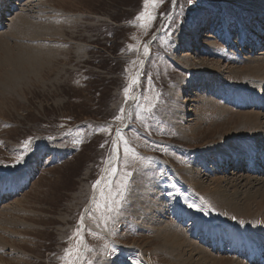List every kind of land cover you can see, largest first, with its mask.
Instances as JSON below:
<instances>
[{
  "label": "rangeland",
  "instance_id": "obj_1",
  "mask_svg": "<svg viewBox=\"0 0 264 264\" xmlns=\"http://www.w3.org/2000/svg\"><path fill=\"white\" fill-rule=\"evenodd\" d=\"M0 2V264H247L214 246L264 231L224 205L264 189V0Z\"/></svg>",
  "mask_w": 264,
  "mask_h": 264
},
{
  "label": "bare ground",
  "instance_id": "obj_2",
  "mask_svg": "<svg viewBox=\"0 0 264 264\" xmlns=\"http://www.w3.org/2000/svg\"><path fill=\"white\" fill-rule=\"evenodd\" d=\"M5 1V0H4ZM30 2V1H29ZM4 3H1L0 2V11H1V13H0V22H1V20L3 19V14L4 13H8V9L6 10V9H3L4 8V5H3ZM1 24V23H0ZM24 24V23H23ZM27 25V24H26ZM30 25V24H29ZM20 26H22V25H20ZM23 26H25V25H23ZM28 27V26H27ZM42 27V26H41ZM46 27V26H45ZM21 28V27H20ZM40 28V27H39ZM39 28H38V30H39ZM50 28V27H49ZM23 28H21V30H22ZM25 29V28H24ZM24 29H23V31H24ZM35 27H34V31H35ZM43 29V28H42ZM20 30V31H21ZM37 30V31H38ZM41 30V29H40ZM39 30V31H40ZM45 30V29H44ZM44 30H42V31H40L41 33L44 31ZM36 31V32H37ZM38 31V32H39ZM58 31V30H57ZM17 32V31H16ZM33 32V31H32ZM34 33V32H33ZM40 33V34H41ZM44 34V33H43ZM16 36V35H15ZM38 37V36H37ZM28 62H29V59L27 60ZM245 72L246 71H248V69L247 70H244ZM243 71V72H244ZM242 73V72H241ZM249 74H250V76H253L254 78H262V79H264L263 77H264V65H258V66H253V67H250L249 68ZM17 76V75H16ZM264 85V84H263ZM229 94V93H228ZM224 95V94H223ZM222 99V98H221ZM224 100V99H223ZM254 100H257L259 103H257V104H262L263 102H264V99L263 98H259V99H254ZM253 100V101H254ZM226 102V101H225ZM253 103H256L255 101L253 102ZM238 116H241V117H243V116H246V113H242V114H239ZM249 116H251V117H253V118H259L260 117V115L259 114H250ZM251 150H253V149H251ZM255 148H254V152H255ZM220 153H223V151H219L218 152V154H220ZM230 153V152H229ZM236 153V152H235ZM248 153V156L249 155H251V153L248 151L247 152ZM242 156V155H241ZM234 162H233V165L235 164V166H240L241 165V163H239V162H237L236 161V159H234L233 160ZM263 165H264V163H263ZM236 169V168H235ZM261 170H262V172H264V169L263 168H261ZM243 180H247L248 182H246V185L245 186H249L250 188L251 187H254V186H256V185H259L261 182H259V181H256L255 179H253V178H244ZM224 182V180L223 179H221V178H219V179H214V180H211V183H212V188L211 189H209L208 188V190H210V191H212L213 193H215V194H217V195H219V196H222V197H224L225 198V196L226 197H229V196H227L226 195V192H227V190L228 189H226V188H223V187H221V183H223ZM254 182H257V183H254ZM18 182H16L15 183V185L17 184ZM247 183L249 184V185H247ZM6 185V184H5ZM229 185V184H228ZM193 186H195V184H193ZM20 186L18 185V188H19ZM18 188H15L13 191H14V193H16V191L18 190ZM229 188V187H228ZM248 188V187H247ZM207 190V191H208ZM12 191V190H11ZM12 191V192H13ZM250 190L248 189V192H249ZM261 191V189H258V190H256L255 192H253V193H249V195L247 196V198L246 199H239V200H242L243 202L242 203H240V202H238V201H236V203H233V199H230V201H228V203L227 204H224V205H226L227 207H228V209H230L231 211H233V213H234V211H236V212H238L239 213V210L237 211V207H239L242 211H243V213H242V215L244 214V216H241L240 218H243L244 219V217H247L249 220H251L252 218H257V217H260L259 218V220H258V222H256V223H258L259 225H260V229L261 228H264V189H263V191L262 192H260ZM6 192H8L7 190H6ZM1 193H3V194H5L4 192H1ZM10 194H12V193H10ZM5 195H7V194H5ZM9 195V194H8ZM12 195H15V194H12ZM10 196V195H9ZM258 197H260L261 198V200L259 201V202H257V198ZM232 198V197H231ZM226 199V198H225ZM135 202H137L136 200H134V202L133 203H135ZM229 206H237V207H234L233 209H231ZM242 208H241V207ZM254 208H256L258 211H257V213L254 215V213H251V211H254L255 209ZM254 209V210H253ZM159 212H161L160 210H158L157 211V213H159ZM181 215H183V213H181ZM251 216H253V217H251ZM150 219H151V217H150ZM248 221V220H247ZM250 223V222H249ZM251 225H252V223H251ZM258 225V226H259ZM252 234V236L253 237H256L257 238V240L258 241H260L261 243V245H262V243H264V231H256V232H252L251 233ZM159 238L162 240V246L165 248V251H167V252H169V253H172V254H174V253H176V255H178L177 253L178 252H181V249L183 248V247H185V246H187V245H185V243L184 242H182L179 238H177V236L176 235H171L170 233H167V234H165V235H161V236H159ZM237 240H239L238 238H237ZM242 240V239H241ZM242 241H245V239L244 240H242ZM236 242V241H235ZM237 243V242H236ZM189 245H191V244H189ZM246 245H248V244H246ZM192 246V245H191ZM253 247V248H255V249H258L257 247H254L253 246V244L251 243V244H249L247 247H249V248H251V247ZM253 248H251V249H253ZM175 255V254H174ZM177 258H179V260H180V256L178 255V257ZM228 262H229V260H228ZM234 261H232V263H233ZM234 264V263H233ZM235 264H243V263H235Z\"/></svg>",
  "mask_w": 264,
  "mask_h": 264
},
{
  "label": "snow or ice",
  "instance_id": "obj_3",
  "mask_svg": "<svg viewBox=\"0 0 264 264\" xmlns=\"http://www.w3.org/2000/svg\"><path fill=\"white\" fill-rule=\"evenodd\" d=\"M177 2V0H172V3L175 4ZM189 3L192 2V0H188ZM163 3V0H144V4L147 7L149 4H151L153 6V9L159 5ZM147 18L148 22H151L152 20L155 19V16L152 15L151 13L148 12H141L139 16H137V20H143ZM129 90L125 89V93L127 94ZM121 112H123V109H121ZM117 119H120V117H117ZM103 130V129H102ZM130 175V174H128ZM100 184V181L98 180L96 182V184L94 185V187L98 186ZM77 232H79V229L77 230ZM82 254L81 249L79 246H77L74 250L73 249H65V255L66 257H69L68 260V264H75L76 260H79L80 255ZM75 257V260L71 259V257Z\"/></svg>",
  "mask_w": 264,
  "mask_h": 264
}]
</instances>
